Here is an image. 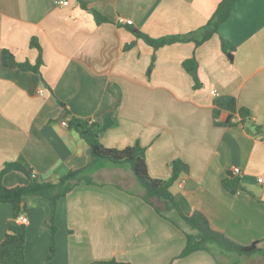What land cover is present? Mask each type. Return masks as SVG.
Returning a JSON list of instances; mask_svg holds the SVG:
<instances>
[{
  "label": "crops",
  "instance_id": "1",
  "mask_svg": "<svg viewBox=\"0 0 264 264\" xmlns=\"http://www.w3.org/2000/svg\"><path fill=\"white\" fill-rule=\"evenodd\" d=\"M58 1L0 0V55L7 49L17 61L34 63L38 51L29 43L35 37L43 61L37 74L5 67L0 59V171L18 162L48 181L87 165V145L64 123L62 102L69 116L111 117L101 143L124 148L139 142L152 178L167 179L171 161L181 160L187 173L177 180L183 183L169 188L179 209L200 211L212 229L238 244L259 241L264 248V0H238L198 46L175 42L157 49L130 28L153 38L189 33L206 24L220 0ZM93 10L107 21L97 23ZM221 39L234 46L232 61ZM192 56L201 82L196 89L181 65ZM220 95L235 96L251 121L214 125L212 102ZM226 117L223 111L219 120ZM124 165L95 160L84 170L92 183H79L55 205L43 197L24 199L26 264H217L203 250L177 258L186 226L174 212L166 215L179 227L142 200L140 183L141 189L128 188L125 183L135 181ZM235 177L244 189L230 193L222 181ZM1 181L11 188L28 178L9 171ZM52 217L55 250L48 258ZM11 219L12 206L0 204V242Z\"/></svg>",
  "mask_w": 264,
  "mask_h": 264
},
{
  "label": "trees",
  "instance_id": "2",
  "mask_svg": "<svg viewBox=\"0 0 264 264\" xmlns=\"http://www.w3.org/2000/svg\"><path fill=\"white\" fill-rule=\"evenodd\" d=\"M237 1L238 0H220L206 24L189 33L153 38L134 28H130V30L136 37L141 38L153 49L175 42L189 41H192L195 46H198L207 41L217 32L219 25L229 16ZM92 13L97 23L107 21L106 17L102 16L96 10H93ZM29 44L38 51V56L34 63H30L29 61H17L12 52L7 49H2L0 55L2 65L8 68H17L22 71H31L40 74V68L43 65L40 45L35 37L30 39ZM131 45L132 43L126 45V48ZM220 46L228 60L232 61L234 46L225 39H221ZM153 62L154 56H152L151 62L146 70L147 76L151 73ZM181 65L192 77L193 88H199L201 82L198 77V63L195 56L184 60ZM117 96L115 106L119 103L118 91ZM212 103V118L213 123L216 126L232 127L244 125L251 121L250 110L246 107L238 106L236 103V97L233 95L217 96L213 99ZM59 104L66 114V126L68 129L77 132L79 137L86 143L90 159L84 168L70 170L66 174L48 181H39L32 173L31 169L25 167L21 163L8 162L4 164L0 171V204L8 203L12 206V219L8 221L7 231L0 242V264H26L24 252L26 227L24 224L18 222L20 214L27 210L24 199L28 196L43 197L55 205L58 199L68 194L79 183H92V180L84 173V170L91 166L97 159H104L113 164H128L136 180L144 189L141 199L152 206L160 216L169 219L173 224L179 227L181 225H179L176 220L169 218L166 215L167 213L174 212L179 222L183 226H186V230H183L185 235V245L177 258L184 257L195 251L203 250L208 252L217 264H241L238 261V258L240 257H250L256 253H264V249L259 246V241L252 242L249 245L238 244L224 234L212 229L207 218L200 211L195 210L192 214L186 215L179 209L169 188L179 178L181 173H187V166L181 160L174 159L171 161V174L167 179L152 178L147 171L145 148L142 147L139 142L136 141L134 144L124 148L106 147L101 143L100 135L114 124L111 117L106 118L102 122H97L73 115L69 116L64 103L59 102ZM223 111L227 112V117L225 120L220 121L219 116ZM255 129L259 130L260 126H255ZM9 171H19L26 175L28 178L27 184L11 188L4 186L1 181V176ZM222 185L224 189L230 193H235L238 190L244 189L240 184V180L236 177L224 179ZM157 203H160V205ZM53 219L54 218L52 217L50 226L52 245L48 258H51L54 255L55 250L54 234L56 228ZM12 220H14L16 224H12ZM220 257L229 258L231 260L223 263ZM88 264L131 263L118 261L116 259H108L94 260Z\"/></svg>",
  "mask_w": 264,
  "mask_h": 264
},
{
  "label": "rangeland",
  "instance_id": "3",
  "mask_svg": "<svg viewBox=\"0 0 264 264\" xmlns=\"http://www.w3.org/2000/svg\"><path fill=\"white\" fill-rule=\"evenodd\" d=\"M102 161H106L109 165H113L112 163H110L109 161L107 160H104V159H100ZM127 167L129 169V173H131V177H129V179H131L132 181H135L134 185H131L129 183H125V185L128 187V188H132V189H141V186L139 185V182L136 180V178L134 177L133 173L131 172L130 168H129V165L125 163V165L123 166L124 167ZM115 179L114 180H117L116 177H114ZM160 205V203H157ZM168 214V213H167ZM169 216H172L171 214H168ZM178 220V219H177ZM179 221V220H178ZM264 249V248H263ZM221 261L223 263H226L228 261H230L231 259L229 258H224V257H220ZM227 259V260H226ZM238 261L241 263V264H264V253H256L250 257H240L238 258Z\"/></svg>",
  "mask_w": 264,
  "mask_h": 264
},
{
  "label": "built area",
  "instance_id": "4",
  "mask_svg": "<svg viewBox=\"0 0 264 264\" xmlns=\"http://www.w3.org/2000/svg\"><path fill=\"white\" fill-rule=\"evenodd\" d=\"M58 4L62 5V6H66V5H68V1L67 0H59ZM125 22H126V24L132 23V21L130 19H127ZM39 92H42V90H39ZM211 94L215 95V91L212 90ZM64 123L66 124V122H64ZM233 171L237 173V172H239V169L237 167H233ZM258 181L260 182L261 178H258ZM175 182L178 186H181L183 183V180H176ZM18 221H19V223H22V224H26L28 222L27 217L25 215H20L18 217Z\"/></svg>",
  "mask_w": 264,
  "mask_h": 264
},
{
  "label": "water",
  "instance_id": "5",
  "mask_svg": "<svg viewBox=\"0 0 264 264\" xmlns=\"http://www.w3.org/2000/svg\"><path fill=\"white\" fill-rule=\"evenodd\" d=\"M12 224H16V222L14 220L11 221Z\"/></svg>",
  "mask_w": 264,
  "mask_h": 264
}]
</instances>
